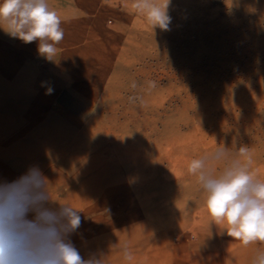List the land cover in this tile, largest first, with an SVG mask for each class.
Segmentation results:
<instances>
[{"label":"rangeland","instance_id":"rangeland-1","mask_svg":"<svg viewBox=\"0 0 264 264\" xmlns=\"http://www.w3.org/2000/svg\"><path fill=\"white\" fill-rule=\"evenodd\" d=\"M49 5L54 60L0 30V180L38 167L81 210L70 240L84 258L125 264L111 247L127 240L132 264H250L264 244L209 225L187 166L244 144L264 179V0H171L155 32L124 0Z\"/></svg>","mask_w":264,"mask_h":264},{"label":"clouds","instance_id":"clouds-1","mask_svg":"<svg viewBox=\"0 0 264 264\" xmlns=\"http://www.w3.org/2000/svg\"><path fill=\"white\" fill-rule=\"evenodd\" d=\"M171 0H124V7L151 27L169 31ZM62 19L49 0H0V30L25 44L37 43L38 54L54 60L64 38ZM130 87L138 85L133 81ZM156 87L146 82V89ZM48 88L46 94H51ZM132 104L146 106L142 95H130ZM253 151L244 144H217L187 166L201 189L204 208L221 231L244 247L264 244V179L253 170ZM53 184L36 166L14 181L0 180V264H108L107 256L84 258L70 236L80 228L81 210L67 197L54 196ZM64 192V188L57 189ZM67 191V190H66ZM68 192V191H67ZM125 264L134 253L127 240L112 245ZM225 264H232L226 258ZM250 264H264L257 249Z\"/></svg>","mask_w":264,"mask_h":264}]
</instances>
